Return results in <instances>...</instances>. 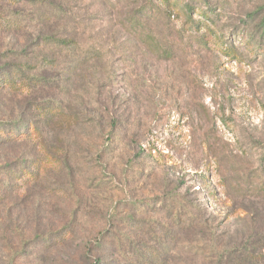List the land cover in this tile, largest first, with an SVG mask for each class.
<instances>
[{"label":"rangeland","instance_id":"374dc122","mask_svg":"<svg viewBox=\"0 0 264 264\" xmlns=\"http://www.w3.org/2000/svg\"><path fill=\"white\" fill-rule=\"evenodd\" d=\"M177 3L0 0V264H264V0Z\"/></svg>","mask_w":264,"mask_h":264},{"label":"trees","instance_id":"16d2710c","mask_svg":"<svg viewBox=\"0 0 264 264\" xmlns=\"http://www.w3.org/2000/svg\"><path fill=\"white\" fill-rule=\"evenodd\" d=\"M37 1H42V0H37ZM175 2H176V5L175 6H180L177 3V0H173V1L165 0V3L172 4L171 5L172 7L174 6ZM183 8L185 10V14L186 15H189L190 14V11L193 9V7L190 6V5H188V4H184L183 5ZM181 10H182V8H181ZM199 13L202 15V20H205L206 22L209 21V17L208 16L210 15V13L207 11V9L199 10ZM202 20L201 21H198V23L203 24L202 23L203 22ZM213 44H216V47L215 48H221L220 50L223 53H225L227 56H228V54H230L229 51H228V48H227L226 44L223 43L222 40L219 39V37H217L216 42H214ZM17 78L18 77L13 78V76L12 77L10 76L9 79L8 78L7 79H0V88H1V86H5L7 88L8 87H12V86H17L19 84V82H20L19 79H17ZM238 251H240V254L243 255V256H245V257L250 256V255L253 254L252 250L249 249V247H247L246 245H244L243 247H241L240 249H238Z\"/></svg>","mask_w":264,"mask_h":264}]
</instances>
